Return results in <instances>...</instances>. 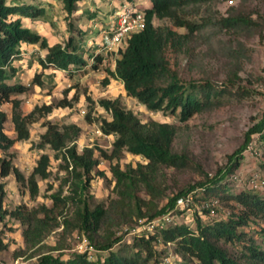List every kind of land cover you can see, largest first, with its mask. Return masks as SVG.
<instances>
[{"label": "rangeland", "instance_id": "374dc122", "mask_svg": "<svg viewBox=\"0 0 264 264\" xmlns=\"http://www.w3.org/2000/svg\"><path fill=\"white\" fill-rule=\"evenodd\" d=\"M149 1L89 0L81 5L80 11L76 13L80 14L79 18L73 19V24L80 28L85 37L81 45V56L86 59L83 66H72L67 72L55 66L46 68L42 60L47 55V49L38 44H28L23 49L24 53L15 60L18 72L8 82L28 86L26 92L15 95L21 100L23 114L32 113L36 106H53V109L44 113V116L39 111L36 112L29 125V138L16 141L9 152L13 155L15 166L27 178L43 153L50 155L51 162L49 176L44 179L38 177L39 193L36 196L30 195L27 184L19 181L15 173L7 177L0 176V181L5 183L4 205L7 210H14L19 205L29 208H39L42 205L51 207L54 192L61 188L63 195L70 193L71 181H65L70 176L64 167L62 152L49 145L44 148L37 146L47 129V121L60 125L78 124L82 129L76 140L79 152L86 146L97 148L96 157L100 163L93 171L94 178L89 189L91 204L107 206L110 199L117 196L111 172V165L117 159L104 158L99 150L102 148L111 152L115 139L114 134H105L101 128L102 118L110 117V113L100 105L103 98L120 97L143 121L154 119L177 126L173 149L187 155L188 161L181 167L164 166L161 169L158 185L165 193L155 199L159 208L180 190L205 182L220 170L227 169L231 164V156L244 146L250 128L261 121L264 116V0H209L180 12L199 27L181 44L168 47L167 58L183 79L210 84L216 91L211 94L213 106L196 112L187 119H183L180 112L148 109L137 98L127 95L123 82L111 74V70H115L120 49L125 47V40L109 48L105 46V37L117 26L118 13L124 9L125 4L143 10ZM25 2L41 5L45 13L38 18L23 17V23L46 36L50 45L64 44L71 36V31L63 1ZM231 14H243L251 23L227 26L224 18ZM153 22L155 26L170 27L181 34L189 33L187 27L177 26L170 18L154 17ZM97 54L103 57L101 61L95 59ZM36 75H40L42 84L35 80ZM61 102L68 105L64 106ZM0 108L7 113L5 132L12 138L16 137L12 102L0 101ZM89 112L91 120L86 118ZM0 153L3 152L0 150ZM145 162L147 161L142 155L128 151L124 152L120 160L122 168L129 164L136 167ZM239 162V167L230 172L221 183L227 188L226 195L220 187L216 188L221 197L220 203L214 198L210 199V195L199 188L190 193L189 198L179 201L170 212L159 217L162 219L155 224L143 219L118 226L115 219L111 229L105 232V235L115 232L112 235L114 238L121 237L112 248L113 251L123 250V254L133 255L137 250L134 244L139 236L160 233L161 229L170 225L186 224L196 230L199 219L204 224H213L229 218L237 210L233 196L242 190H257L264 195V131L263 135L260 132L252 135ZM140 194L150 199L146 190L141 189ZM73 209L74 205L70 203L58 208L55 214L61 224L45 230L42 240L37 244L26 241V224L7 215L0 222V261L4 264H34L40 254L48 251L60 253L66 260L76 254H87L93 261L104 258L107 252L97 250L86 233L76 228L64 231L63 215L57 212L71 214ZM39 216L44 217V213L40 212ZM259 226L258 221L250 223L242 228L247 233L245 239L224 245L231 253L241 255L247 250L250 238L262 241L258 234ZM175 246L174 243L159 242L156 253L146 260L147 253L143 252L137 264H198L194 259H184L183 255L176 252Z\"/></svg>", "mask_w": 264, "mask_h": 264}, {"label": "trees", "instance_id": "16d2710c", "mask_svg": "<svg viewBox=\"0 0 264 264\" xmlns=\"http://www.w3.org/2000/svg\"><path fill=\"white\" fill-rule=\"evenodd\" d=\"M62 1L71 36L64 44L50 45L46 36L23 23V17L38 18L43 15L45 9L41 5L25 0H0V101L12 102V120L16 131L14 138L5 132L7 113L0 108V150L3 152L0 153V176L7 177L15 173L19 181L27 184L31 196L39 193L38 177L44 179L49 176L51 157L43 153L27 178L15 166L13 155L9 150L16 141L29 138V125L33 121L34 114L39 111L40 115L44 116V113L52 111L53 106H36L32 113L23 114L20 108L21 100L15 95L26 92L28 86L9 83L8 80L18 72L15 60L24 51L23 44H38L41 48L47 49V55L42 60L46 68L55 66L67 72L72 66L86 64V59L81 56V45L85 37L80 28L75 27L73 19L79 18L75 14L80 3L88 0ZM208 1L150 0L148 2L143 8L145 27L124 39L125 47L120 49L115 70H111L113 77L123 82L127 95L137 98L152 111L180 112L183 119L214 105L211 94L216 91L213 90L212 85L183 79L180 73L172 68L166 54L168 47L181 44L199 27L180 12L189 6ZM154 17L170 18L177 26L187 27L189 33L181 34L170 27L155 26ZM224 22L227 26H236L249 25L251 20L243 14H231L224 18ZM95 59L101 61L103 57L97 54ZM35 80L42 84L40 75H36ZM104 82L107 83L106 80ZM61 104L68 105L64 102ZM100 105L110 113V117L102 118V131L108 135L114 134L115 139L111 152L102 148L99 150L102 157L117 159V162L111 165L115 179L114 191L117 196L111 198L107 206L91 204L89 189L94 178L93 171L100 163L99 158L96 157L97 148L86 146L82 152H79L76 140L82 129L78 124L60 125L47 121L45 123L47 129L41 135L37 146L44 148L49 145L52 149L62 152L64 167L70 176L65 181H71L70 193L63 195L61 188L54 192L51 207L42 205L39 208H29L26 205H19L9 211L4 205L5 183L0 181V222L7 215L20 219L27 225L24 231L26 241L37 244L42 240L45 230H51L61 224L55 214L57 209L70 203L74 205L71 214L57 212L63 215L64 231L76 228L86 233L97 250L107 252L106 256L93 261L87 254H76L66 260L60 253L48 251L40 254L34 264H137L143 252L147 253L146 260L150 259L156 253L159 242L174 243L177 253L183 255L187 261L196 260L198 264H264V195L257 190H242L233 196L237 210L229 218L213 224H204L199 219L196 230L186 224H177L161 229L160 233L139 236L134 244L137 250L133 255L123 254V250L113 251L112 248L121 237L114 238L112 235L115 232L105 235L115 219L118 226L135 220H153L170 212L181 198L187 197L199 188L209 194L210 199L214 198L220 203L221 197L216 188L220 187L226 195L227 188L221 183L230 172L239 167V158L252 139V135L256 132L263 135L264 116L260 122L250 128L244 146L231 156V164L227 169L220 170L205 182L180 190L159 208L155 199L165 193L158 185L161 169L164 166L181 167L188 161L187 155L177 153L173 149L177 126L154 119L143 121L123 103L120 97L103 98L100 100ZM86 118L91 120L90 112ZM125 151L142 155L147 162L139 163L136 167L129 164L126 168H122L120 160ZM141 189L146 190L150 199L140 194ZM40 212L44 213V217L39 216ZM255 221L260 223L258 234L262 241L250 238L246 246L247 250L241 255L231 253L224 244L245 239L247 233L242 228ZM157 264L162 263L157 262Z\"/></svg>", "mask_w": 264, "mask_h": 264}, {"label": "built area", "instance_id": "2783aa9c", "mask_svg": "<svg viewBox=\"0 0 264 264\" xmlns=\"http://www.w3.org/2000/svg\"><path fill=\"white\" fill-rule=\"evenodd\" d=\"M123 8L124 9L118 13L119 21L117 26H115L109 36L105 37V46L109 48H113L128 36H131V34L138 32L145 27L146 19L143 10H139L130 4H125ZM186 198H189V195ZM184 199L185 198H181L179 201H182ZM161 219L162 218L159 217L155 218L153 220H150V223L155 224ZM0 264L4 263L0 261Z\"/></svg>", "mask_w": 264, "mask_h": 264}, {"label": "crops", "instance_id": "0c3cea01", "mask_svg": "<svg viewBox=\"0 0 264 264\" xmlns=\"http://www.w3.org/2000/svg\"><path fill=\"white\" fill-rule=\"evenodd\" d=\"M88 1H89V0H88ZM88 1H84V2L80 3V5H79V9H78L77 12L80 11V6L83 5L84 3L88 2ZM29 3H32V2H29ZM77 12H76V13H77ZM79 15H80V14H75V16H78V17H79ZM27 45H28V44H23V49H24L25 47H27ZM30 45H33V44H29L28 46H30ZM34 45H35V44H34ZM23 53H24V51H23ZM63 71H65V70H63ZM65 72H66V71H65Z\"/></svg>", "mask_w": 264, "mask_h": 264}]
</instances>
